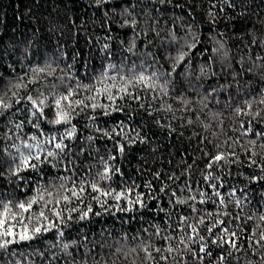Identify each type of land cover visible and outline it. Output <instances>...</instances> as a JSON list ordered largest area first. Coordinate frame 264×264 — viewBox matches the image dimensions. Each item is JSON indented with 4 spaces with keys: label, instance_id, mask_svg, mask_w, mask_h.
<instances>
[{
    "label": "trees",
    "instance_id": "1",
    "mask_svg": "<svg viewBox=\"0 0 264 264\" xmlns=\"http://www.w3.org/2000/svg\"><path fill=\"white\" fill-rule=\"evenodd\" d=\"M193 35L198 43L189 49L186 45L193 43ZM180 52L188 53L183 61L175 59ZM109 64L120 71L107 68ZM38 67L45 68V73L31 71ZM48 72L52 74L46 76ZM141 72L146 76L155 72L159 80L153 77L149 83L157 86L129 85L128 91L140 99H119L122 78ZM21 77L25 83L41 80L43 86L29 83L27 90L11 89L8 97L16 91L18 97H48L46 103L53 105L52 91L64 95L65 86L75 89L79 84L72 100L123 111L73 104L71 120L56 125L47 122L55 119L54 107H46V119L37 121L30 115V104L17 105L16 98L11 99L13 107L0 116V199L15 203L43 196L33 205L32 214L43 210L49 220L39 223L54 222L59 228L12 245L6 252L0 250V264H156L161 255L169 260L160 264H216L218 254L225 256L224 264H264V179H257L264 176V136L246 133L248 127L264 132V105L259 103L264 99V0H165L163 4L107 0L99 5L96 0H0V94ZM159 85H165L167 94ZM104 87L111 89L115 101L108 100L107 93L100 94ZM245 101L252 104L251 109ZM237 108L249 114L237 115ZM36 123L39 128L33 126ZM121 123L127 139L117 135ZM73 126L74 137H67ZM52 136L68 146L62 156L49 157L44 163L33 160L37 168L20 173L25 180L9 174L8 168L19 162L18 153L27 155L25 143L39 142L47 153L53 150L47 143ZM118 143L124 145L122 154ZM37 151L32 149L34 154ZM217 154L227 159L208 168ZM12 157L17 158L15 162ZM102 160L113 172L119 168L122 175L100 179ZM209 173L211 178L206 180ZM82 182L85 192L80 199L72 197L70 190L79 191ZM90 182L113 195L131 188L129 198L141 194L147 206L119 211L117 205L125 207L127 201L102 196L89 187ZM96 196L107 201L104 207L93 199ZM202 199L205 203H200ZM89 206L92 212L81 220ZM56 211L63 219L55 216ZM199 217L205 225L198 224ZM217 219L225 221L221 228L241 237L238 251L211 244L222 233L216 228L210 236L205 229ZM190 224L198 226L204 241L188 240ZM63 244L69 245L70 255ZM169 244L178 250L172 254L153 251ZM201 244L211 249L212 257L194 258L193 252L202 255ZM143 247L154 260L145 259ZM85 249L91 251L86 255Z\"/></svg>",
    "mask_w": 264,
    "mask_h": 264
},
{
    "label": "snow or ice",
    "instance_id": "2",
    "mask_svg": "<svg viewBox=\"0 0 264 264\" xmlns=\"http://www.w3.org/2000/svg\"><path fill=\"white\" fill-rule=\"evenodd\" d=\"M96 2L99 5L101 3L107 2V0H96ZM169 2H170V0H169ZM159 3H161V4L165 3V0H159ZM133 24H134V22H133ZM192 39H193V43L186 45L189 49L195 48L196 44L198 43V40L196 39V37L194 35H193ZM103 48L105 50L108 49V45L105 44L103 46ZM130 50L131 49H129V51ZM186 56H188L187 52H180L175 59L177 61H183ZM177 66H178V64L173 65V71H175ZM106 67L109 69L115 70L117 72L120 71L119 69H117V66L115 64H109ZM31 71L33 73H37V74L45 73V68H39V67L33 68V69H31ZM249 71H251V69H249ZM51 74H52L51 72H48V73H46V76L51 75ZM103 75H105V74L102 73V76ZM161 75H164V74L162 73ZM167 75H168V77H170L171 73H168ZM153 77H156L155 72H153L151 75H147V76L144 75L143 72H141L139 74L134 75L133 78H131V79L123 77L122 79L124 81V86L119 89L120 93H122V95L119 96V99H124L125 96H128L131 99L139 100L140 97L133 96L132 93L128 91V86L129 85L135 86V85H141L142 84V85H146L149 88H155L157 86L155 82L149 83L150 81H153ZM112 79L115 80V77H112ZM156 79L159 80V77H156ZM29 83L32 85H36L37 83H41V85L43 86V81H41V80L29 79V81L27 83H25L24 79L22 77L19 78L15 83L9 82V84L7 85V91H4L2 94H0V109L3 110V111H0V116L4 115L5 111H7L13 107L12 102H11L12 98H16L15 103L17 105H19L21 103V101L26 102L25 107H28V104H30L31 105L30 115L33 117H36L37 121H39L41 118L46 119V117H44V112H45L46 107H54L55 108V119L51 120V121H47V122L51 123V124H56V125L67 124L71 120V118H72L71 112L74 111L73 104L76 106L83 105L84 107H91L92 109H96V108L108 109L109 107H111V111H113V112L123 111V109L118 108V107H114V106L101 105V104H97V103H92L91 105H87V104H85V102L83 100H72L71 98L74 97L78 93V91L80 90L81 86L79 84H77L75 89L67 88V86H65L67 91H66V94H64V95L57 96L55 91H52L51 95H52V98L54 101L53 105H49L46 103L48 97L33 98V96L30 94L27 95L26 97H18V93L16 91L12 92V97H8V91H11V89L27 90ZM60 83L63 84V78H61ZM159 86L164 90L165 94H167V89H166L165 85H159ZM49 87L54 89L55 87H57V85H50ZM83 87L90 88L89 85H84ZM113 87H115V85H113ZM213 91H215V89H213ZM104 93H107V99L110 101H115V99H117V97L113 95L111 89L108 87H104L103 89H101L100 94H104ZM6 97H8V98L6 99ZM88 99L93 100V99H95V97H88ZM181 99H183V98H181ZM259 103L261 105H264V99H261L259 101ZM245 104H246L248 109H251L252 104L249 101H245ZM140 107L142 108L143 104H141ZM19 110L20 109H17V111H19ZM236 113H237V115L249 114L247 112H244V110L240 109V108L236 109ZM103 114L104 115H110L111 112L104 111ZM255 115L260 116V112H256ZM91 119L94 121L96 119V117L93 116V117H91ZM29 123H31V121H29ZM189 123H192V122L189 121ZM249 124H251V121H249ZM22 126H23V123L21 122L20 124L16 125V128L19 129ZM33 126L39 128V123H36ZM120 127H121V131L119 133H117V135H121L124 137V139H127V134L123 130L122 123H121ZM113 131H115V129ZM75 132H76V129H75V126H73L71 131H68L66 133V136L67 137H74ZM246 133H252L253 135L264 136V132L257 133L253 130L252 127H248L246 129ZM106 135L110 136L111 134L106 133ZM32 139L35 140L36 137H32ZM88 139L92 140L93 137H88ZM141 142H143V141H141ZM47 143L53 145V150L48 151L47 153H44L43 149L40 148L39 142H37L36 144L25 143L24 148L27 150V155H25L23 153H18L19 162L16 163L14 167L8 168L7 171L9 172V174L11 176H16L18 180H25L26 178L21 176L20 173H21V171H24V170L29 169V168L32 170H35L37 168V164L32 163L33 160H35L39 163H44L45 161L48 160L49 157L62 156L65 149L68 147L66 144L63 143L62 139L60 141H57V138L55 136L50 137V139L47 141ZM262 147H264V145H262ZM33 148H37V149H39V151H37L34 154L32 152ZM0 150H2V149H0ZM118 152L121 154L124 152V145L123 144L118 143ZM42 154L44 157L43 159H41ZM233 155H234V153H233ZM11 159L13 162H15L17 158L12 157ZM110 159L115 160L116 157L112 156V157H110ZM226 159L227 158L223 154H217L214 157H212V159H211L210 163L207 165V167L211 168L213 166V164L219 165V162L221 160H226ZM101 162L105 163L103 160ZM251 163L255 164L256 161L253 160ZM249 167H251V164L249 165ZM262 170H264V169H262ZM116 173H120L119 168H116L115 172H113L112 168L109 167L105 163L104 171L99 173V177L102 180H109L112 178V175H114ZM120 174L122 175V173H120ZM0 175H3V173H0ZM211 175L212 174L209 173V175L207 177H205V179L207 180V179L211 178ZM257 179H264V176L257 177ZM78 187H79V191H76L75 188L71 189L70 191H71L72 197L80 199L82 194L86 190L85 186H84V182H82ZM89 187L93 191L100 192L101 195L104 197L111 196L116 201H120L121 199H124L125 201H127V205L125 207L121 208V207H119V205H117V208L119 211L133 212V211H137L139 209H143L147 206L145 204L144 200L142 199L141 194H137L134 199L129 198V194L132 192L131 188H129L125 191H120V192L115 193L113 195V192L105 191V190L101 189L96 182H90ZM211 187L214 190V195L219 197L220 193L218 191H215L217 186L215 184H212ZM161 191H163V189H161ZM173 195H175V193H173ZM62 199L64 201H70L69 196H62ZM93 199H95L98 203H100L101 207H104V204L107 203V201H101L99 196L93 197ZM151 199H155V197H151ZM191 199L195 200V197L193 196V197H191ZM209 199H211V198H209ZM41 200H43V196L32 197V198L28 199L27 201H18L15 203L12 200L5 201L3 199H0V250H3L6 252L9 249V247L12 245L19 246L22 242L33 241L39 234H41L43 232H49L53 228H56V229L59 228V225L54 223V222H50L47 225L39 223L41 221V219H43L45 221L49 220V217L45 214V212L43 210H40L38 215L32 214L33 205L39 203ZM48 203H51V201H49ZM177 203L184 204V203H186V201L178 200ZM200 203H205V201L202 199L200 201ZM220 204L221 205L224 204L223 197H220ZM47 206H48V204L45 203L44 207H47ZM72 211H76V209H73ZM105 211H107V209H105ZM193 211H195L194 208H193ZM88 212H92V208L90 206L88 207V211L83 213V215L80 216V219L81 220L86 219L88 216ZM100 214L101 213H99V212L95 213V215H100ZM225 215H227V213H225ZM55 216L63 219L60 211H56ZM208 216L211 217L212 213H208ZM262 219H264V218H262ZM33 220H35V222H36L35 225H33ZM181 220L184 222H187L188 218L182 217ZM198 224L199 225H205V220L203 217L198 218ZM224 224H225L224 220L217 219L215 222H213L211 224V227L206 226L205 230L209 233L210 236L213 235V229H216V228H220V232L222 233L220 235H217L215 238H213L211 240V244L214 246H217V247H222L223 245H228V246H230V248L236 249L238 251L239 248L242 247V245H240L238 243V241L241 239V237H239L235 231H232L231 233H229V229L227 227H222V228L220 227ZM189 228L191 230L190 234H187L189 241L193 240L194 237H198L200 241H204L205 238L203 236L199 235L198 226L190 224ZM157 234H159V229H157ZM57 235L59 237H63L64 234L62 231H58ZM134 239H135V237H134ZM165 239L170 240L172 238L171 237H165ZM249 239H251V238L249 237ZM261 240H264V233L261 234ZM180 242L185 243L183 237L180 238ZM256 243L259 244L260 241H256ZM73 244L75 245V242H73ZM62 247L66 252L69 245L63 244ZM185 247L186 248L188 247L186 243H185ZM177 250L178 249H174L170 244L164 249H161V248L153 249V251H155L156 253H161V252L166 251L169 254H172L173 252H175ZM90 251L91 250H89V249H85V254L87 255ZM117 251H119V249ZM142 251L145 253V259L146 260H149V261L154 260L152 253L148 251L147 247H143ZM188 251H191V248H188ZM199 253L202 255H198L195 252H193L192 254H193L194 258H196L198 260H203L204 257H212L211 249L209 247L205 246L204 244H201V246L199 248ZM11 254L15 255V253H11ZM66 254L70 255L67 252H66ZM228 255L231 256V252H229ZM168 260H169V256H167V255H161L160 256V261L167 262ZM224 260H225V256L218 254L217 259H216V264H224ZM160 261H157L156 264H160ZM97 264H99V262H97Z\"/></svg>",
    "mask_w": 264,
    "mask_h": 264
}]
</instances>
